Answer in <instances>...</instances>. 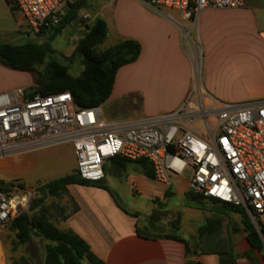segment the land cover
Here are the masks:
<instances>
[{
    "label": "crops",
    "instance_id": "crops-1",
    "mask_svg": "<svg viewBox=\"0 0 264 264\" xmlns=\"http://www.w3.org/2000/svg\"><path fill=\"white\" fill-rule=\"evenodd\" d=\"M99 2L88 18L90 23L97 18L106 23L107 35L100 48L123 40L140 46L138 58L118 69L104 104L119 107L135 102L137 107L131 106L134 112L126 116L139 118L171 113L191 92L215 106L264 101V0H245L239 9L204 10L195 23L184 21L176 11H171L173 15L157 12L144 0ZM65 12L61 10V15ZM22 25L21 15L0 0V44H12L25 36ZM81 30L86 31L85 27ZM26 73L0 63V93L31 86ZM71 153L74 166L68 174L75 170L72 148ZM107 162L103 180L108 190L67 186L69 204L73 201L77 210L56 224L78 236L104 264H186L188 260L264 264L263 249L248 243L241 216L235 212H228L229 217L221 214L226 223L214 242L221 244L222 254L201 255L182 238L140 237L136 226L141 216L119 204L118 191L128 198L136 195L152 201L163 199L167 189L146 178L133 164L118 169L112 163L109 170ZM172 191L175 196L184 194L173 186Z\"/></svg>",
    "mask_w": 264,
    "mask_h": 264
},
{
    "label": "built area",
    "instance_id": "built-area-1",
    "mask_svg": "<svg viewBox=\"0 0 264 264\" xmlns=\"http://www.w3.org/2000/svg\"><path fill=\"white\" fill-rule=\"evenodd\" d=\"M11 1L22 32L35 37L48 35L59 23V7L76 0ZM144 1L195 23L204 10L239 9L245 0ZM82 24H90L88 17ZM64 144L72 147L75 172L87 181L104 179L103 166L115 157L147 161L165 189L187 173L190 192L244 213L264 251V101L215 106L191 92L171 113L108 122L101 106L80 108L69 92L43 95L34 84L28 94L0 93V160ZM33 196L32 189L0 190V231L27 212Z\"/></svg>",
    "mask_w": 264,
    "mask_h": 264
},
{
    "label": "trees",
    "instance_id": "trees-1",
    "mask_svg": "<svg viewBox=\"0 0 264 264\" xmlns=\"http://www.w3.org/2000/svg\"><path fill=\"white\" fill-rule=\"evenodd\" d=\"M10 9L16 11L11 0H6ZM67 10L64 15L60 16L59 23L53 27L52 37L61 33L66 26L72 23L76 18L81 7L80 1H74L67 4ZM86 31L78 40L74 47V51L69 57V61L74 60L75 55L81 57L83 70L77 77L70 75L69 67L60 64L55 60L46 61L49 50L41 44L28 42L22 46H14L12 44H0V63L20 72H34L37 77L35 84L39 86V91L43 95L69 92L73 98V102L80 108H91L103 105L108 99L115 75L122 66L134 62L140 54V46L132 40H123L118 44L101 49L103 41L107 35V26L102 19L93 20L85 27ZM38 71V68H41ZM112 163L118 169H125L128 165L137 166L142 175L148 179H153V171L150 164L145 160L128 161L121 158H112ZM80 185L88 187H96L108 190L105 181H87L81 179L77 173L72 171L70 174L60 178L51 180L44 185L35 188L34 197L31 199L26 213L15 216L9 222V228L15 234V243L18 246L28 244L32 235H35L48 244L45 246V263L44 264H104L96 258L89 250L88 246L78 236L69 231H63L51 222L44 211H37L44 202L45 197H59L67 195V186ZM11 185L0 182V190L8 191ZM23 190V187H19ZM187 201L200 205L203 200H210L214 203L226 205L233 212L241 215L243 231L246 235L248 243L257 248H261L258 235L250 225L244 213L225 203H221L212 199L204 198L201 195L188 192L186 194ZM77 210V206L70 201L69 213H66L61 220L65 219L69 214ZM207 224L198 230V241L195 245L196 250L201 255L222 254L221 244L214 242L225 224L222 215L211 212ZM154 220L153 216L149 217ZM153 226L154 224L151 223ZM148 231V227L136 226V232L140 237L156 239L167 238L179 241L177 235H159ZM187 250V249H186ZM20 264V263H13ZM26 264V263H25Z\"/></svg>",
    "mask_w": 264,
    "mask_h": 264
},
{
    "label": "rangeland",
    "instance_id": "rangeland-1",
    "mask_svg": "<svg viewBox=\"0 0 264 264\" xmlns=\"http://www.w3.org/2000/svg\"><path fill=\"white\" fill-rule=\"evenodd\" d=\"M87 1L85 5L81 4L77 18L66 26L61 33L52 37L49 35L35 37L25 35L16 41H12V45L22 46L28 42L41 44L49 50L46 61L55 60L68 66L71 76H79L83 70L81 57L75 55L72 62L69 61V57L73 53L76 43L83 36L84 32L81 30L84 29L83 17H91L90 12L97 4H100L99 1L104 0ZM58 10L65 12L67 6H60ZM171 11L161 10L162 13L173 15ZM41 69L42 67L38 68V71ZM26 77L29 82L32 80L31 86L22 87L28 94L32 91L37 75L34 72H29L26 73ZM131 106L137 107V104L124 102L118 107V104L107 103L101 105V109L104 119L109 122L133 119V117L126 116V114L134 112ZM194 126L198 127V122H195ZM71 148L68 144L58 145L0 160V164L3 166L0 168V182L11 185L8 188L19 189V187H23L33 191L36 187L60 178L71 171L74 166ZM111 167H113L112 161L107 162L106 168L110 170ZM187 184L188 174L185 173L175 179L173 183L174 188L183 189L184 194L181 196H175L172 187L166 190L163 199L152 201L136 195L133 198H128L123 196L121 191H118L117 201L122 207L139 212L141 218L138 224L140 228L148 227V231L145 230V232L159 235L175 234L184 239L188 246L195 248L198 241V230L207 224L208 218H212L211 212L229 217L228 212L233 211L226 205V208L222 209L207 200H203L200 205L187 201L186 194L189 192ZM122 187L125 189L126 186L122 184ZM18 198L19 201H23L22 195H18ZM69 209L68 196L61 195L59 197H45L43 204L37 211H44L49 220L56 225ZM150 216H153L154 220L150 219ZM151 223L154 224L155 228ZM221 229L223 230L224 226ZM15 241V234L8 224L0 231V264L45 263L44 248L48 244L46 241L35 235H32L31 241L23 246L16 245Z\"/></svg>",
    "mask_w": 264,
    "mask_h": 264
},
{
    "label": "water",
    "instance_id": "water-1",
    "mask_svg": "<svg viewBox=\"0 0 264 264\" xmlns=\"http://www.w3.org/2000/svg\"><path fill=\"white\" fill-rule=\"evenodd\" d=\"M53 31V28H50L49 31H48V35H50ZM186 264H198L196 261H193V260H188L186 262Z\"/></svg>",
    "mask_w": 264,
    "mask_h": 264
}]
</instances>
